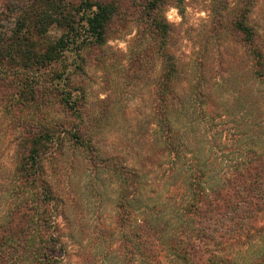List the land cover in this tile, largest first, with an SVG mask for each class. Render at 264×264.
Segmentation results:
<instances>
[{
    "label": "trees",
    "instance_id": "1",
    "mask_svg": "<svg viewBox=\"0 0 264 264\" xmlns=\"http://www.w3.org/2000/svg\"><path fill=\"white\" fill-rule=\"evenodd\" d=\"M32 1L20 9L15 28H0V111L13 117L9 122L15 123L11 143L16 152L15 168L7 184H0V264H68L59 222L64 202L47 168L66 151L83 154L94 168H107L118 177L116 226L127 230L126 264H264V51L256 44L250 17L256 0H241L234 21L251 62L249 76L261 88L254 89L256 101L251 100L259 135L256 150L232 173L208 174L197 168L201 161L195 154L183 153L172 140L170 109L180 66L162 46L164 40L158 47L163 72L154 91L158 108L152 123L155 135L161 136L156 142L153 135L149 144L160 153L152 152L147 159L148 165L162 158L159 166L149 165L163 170L157 188L143 187V176L150 173L143 175L136 166L98 164L89 115L82 106L86 92L63 89L66 74L51 73L71 45L80 44L79 30L71 24L75 21L65 0ZM89 11L82 20L92 43L102 45L114 9L100 4ZM53 26L67 33L51 40ZM160 30L162 39L167 38V25ZM83 65L81 60L75 70H83ZM193 96L195 101L212 98L203 91ZM212 113L219 115L216 109ZM160 198L166 209L155 203Z\"/></svg>",
    "mask_w": 264,
    "mask_h": 264
},
{
    "label": "rangeland",
    "instance_id": "2",
    "mask_svg": "<svg viewBox=\"0 0 264 264\" xmlns=\"http://www.w3.org/2000/svg\"><path fill=\"white\" fill-rule=\"evenodd\" d=\"M32 2L0 0V28H15L20 9ZM100 4L114 9L102 45L92 43L87 22L82 20L90 15V6ZM241 5V0H65L80 44L71 45L64 62L51 73L66 74L63 89L86 92L82 106L89 115L88 132L94 138L99 165L136 166L143 175L150 173L143 176V187L160 185L163 170L149 165L159 166L162 158L148 165L147 159L152 152L160 153L151 151L149 144L153 135L156 142L161 136L155 135L152 123L158 108L154 91L163 72L158 47L164 40L167 43L162 46L180 66L170 109L175 127L172 140L183 153L195 154L201 161L197 168L208 174L210 170L232 173L250 150H256L259 135L251 100L256 101L254 89L261 88L249 76L251 62L234 27ZM250 17L256 44L264 51V0H256ZM162 25L168 29L164 39ZM49 33L55 40L67 31L53 26ZM81 60L83 70H75ZM196 91L212 98L195 101ZM9 118L12 115L0 111L1 185L7 184L16 164L11 143L15 123L10 124ZM94 165L85 155L69 151L47 165L64 202L59 222L68 264H126L127 230L116 226L119 180L107 168ZM155 203L166 209L161 198Z\"/></svg>",
    "mask_w": 264,
    "mask_h": 264
}]
</instances>
